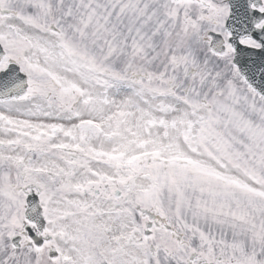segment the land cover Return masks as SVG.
Masks as SVG:
<instances>
[{
	"label": "snow or ice",
	"instance_id": "snow-or-ice-1",
	"mask_svg": "<svg viewBox=\"0 0 264 264\" xmlns=\"http://www.w3.org/2000/svg\"><path fill=\"white\" fill-rule=\"evenodd\" d=\"M0 264H264V0H0Z\"/></svg>",
	"mask_w": 264,
	"mask_h": 264
}]
</instances>
